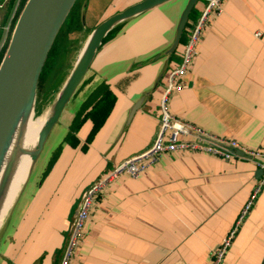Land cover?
<instances>
[{
  "label": "crops",
  "instance_id": "obj_1",
  "mask_svg": "<svg viewBox=\"0 0 264 264\" xmlns=\"http://www.w3.org/2000/svg\"><path fill=\"white\" fill-rule=\"evenodd\" d=\"M23 1L8 0L0 8V57ZM143 1L113 0L96 26ZM177 1L119 24L98 50L0 227V264H60L87 190L153 144L163 89L185 48L181 41L170 51L189 0ZM203 9L200 0L189 24ZM185 83L171 98L172 114L264 152V0L224 1V13L209 23ZM100 87L107 91L84 107ZM108 96V112L97 119ZM261 178L241 151L230 159L164 155L140 178L124 174L102 192L72 264H212ZM263 261L264 188L224 264Z\"/></svg>",
  "mask_w": 264,
  "mask_h": 264
},
{
  "label": "water",
  "instance_id": "obj_2",
  "mask_svg": "<svg viewBox=\"0 0 264 264\" xmlns=\"http://www.w3.org/2000/svg\"><path fill=\"white\" fill-rule=\"evenodd\" d=\"M168 1L171 0H144L108 18L94 30L83 55L78 59L52 107L54 115L41 133L38 150L32 157V166L43 150L52 129L59 122L67 104L74 97L90 70L107 36L124 21ZM199 1H188L181 16L171 52L182 41L190 16ZM76 2L77 0H28L20 14L0 64V159L5 155L6 143L12 136L20 111L28 98L34 102L33 107H35L37 88L44 67ZM141 106V101L134 106L130 113V120ZM10 173L9 171V176ZM260 173L263 175L262 170Z\"/></svg>",
  "mask_w": 264,
  "mask_h": 264
},
{
  "label": "built area",
  "instance_id": "obj_3",
  "mask_svg": "<svg viewBox=\"0 0 264 264\" xmlns=\"http://www.w3.org/2000/svg\"><path fill=\"white\" fill-rule=\"evenodd\" d=\"M8 0H1L0 8ZM204 9L187 30V40L180 63L172 68L167 77L160 101L159 129L153 144L143 153L122 162L104 177L94 183L86 192L74 220L69 241L64 249L60 264H72L78 250L85 241V228L90 219L91 209L99 200L102 192L120 176L126 174L134 179L164 155L177 152L210 154L219 158L230 159L234 151H241L254 160L263 175L243 208L234 228L223 240L214 253L212 264H224L228 252L233 246L240 227L250 214L258 195L264 188V152L251 151L236 141L225 140L210 135L202 129L176 117L170 110V101L176 91L186 88L185 77L190 73L199 46L209 23L224 13L225 0H203ZM261 36V33L257 34Z\"/></svg>",
  "mask_w": 264,
  "mask_h": 264
},
{
  "label": "rangeland",
  "instance_id": "obj_4",
  "mask_svg": "<svg viewBox=\"0 0 264 264\" xmlns=\"http://www.w3.org/2000/svg\"><path fill=\"white\" fill-rule=\"evenodd\" d=\"M112 1L77 0L73 8L75 9V17L69 18V14L64 24L65 41L63 40L56 45V49L45 72L43 70L44 73H42L38 84L34 107L35 120L43 117L55 104L61 90L73 72L86 42Z\"/></svg>",
  "mask_w": 264,
  "mask_h": 264
},
{
  "label": "bare ground",
  "instance_id": "obj_5",
  "mask_svg": "<svg viewBox=\"0 0 264 264\" xmlns=\"http://www.w3.org/2000/svg\"><path fill=\"white\" fill-rule=\"evenodd\" d=\"M90 38L79 58L83 55ZM33 103L30 98L24 103L12 136L6 143L5 155L0 159V227L28 178L32 157L38 150L41 133L54 115V109L51 108L43 117L35 120Z\"/></svg>",
  "mask_w": 264,
  "mask_h": 264
},
{
  "label": "trees",
  "instance_id": "obj_6",
  "mask_svg": "<svg viewBox=\"0 0 264 264\" xmlns=\"http://www.w3.org/2000/svg\"><path fill=\"white\" fill-rule=\"evenodd\" d=\"M25 5H26V0L23 1V2L19 5V10H18V12H17V16H16V19H15L14 25L16 24V21H17V19L19 18V16H20V14H21L23 8L25 7ZM74 17H75V9H73V10L71 11L69 18H74ZM193 19H195V15H194V13H192L191 16H190V20H193ZM13 27H14V26H13ZM190 27H191V23H190V24L188 23L187 28H186V31H185V33H184V35H183V38H182V42H185V41H186V37H187V33H188L187 30H188ZM64 28H65V26H63L61 32L59 33V36H58V38H57V40H56V42H55V44H54V47H53V49H52L50 55H49L48 61L46 62V65H45V67H44V72H45V70H46V68H47V66H48V64H49V62H50V59H51V56H52L54 50L56 49V45H57L59 42H62L63 40L65 41V38H66L65 36H66V34L64 33ZM114 33H115V30L112 31V32L107 36V38L105 39V41H106L107 39H109L111 36H113ZM9 41H10V38H9ZM9 41L7 42V45H6V47H5V50H4L3 53L1 54V57H0V63H1V61H2V59H3V56H4V54H5V51H6L7 47H8ZM105 41H104V42H105ZM44 72H43V73H44ZM106 91H107V88H106V87H100V88L98 89V91L96 92V94H94V96H92V98L90 99L88 105L86 104L84 107H88L89 105H91L92 102L95 103V102L98 100V97L100 96V93L103 94V93H105ZM106 96H107V95H106ZM110 101H111V99H110V97L108 96V98H107V99H104V102H102V104L98 106V108H97V113H96V118H97V119L104 117V115L108 112L107 106H109V102H110ZM79 115H80V114H79ZM78 117H79V116H78ZM78 117H77V119H76V124H75V126H74V129H75L76 126H78V123H79V119H78Z\"/></svg>",
  "mask_w": 264,
  "mask_h": 264
}]
</instances>
